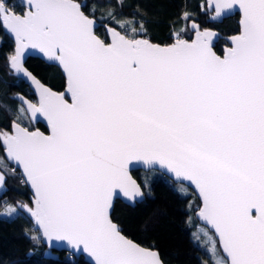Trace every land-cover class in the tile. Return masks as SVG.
<instances>
[{
	"label": "snow or ice",
	"instance_id": "snow-or-ice-1",
	"mask_svg": "<svg viewBox=\"0 0 264 264\" xmlns=\"http://www.w3.org/2000/svg\"><path fill=\"white\" fill-rule=\"evenodd\" d=\"M126 6L93 0L86 14L88 5L75 0H0V27L16 42L8 64L39 94L38 102L17 95L15 108L0 103V117L11 122L0 145L34 192V207H23L43 239H31L47 243L43 255L56 264H74L81 252L90 264H163L112 217L114 197L122 194L130 207L142 201L128 171L142 161L195 186L198 215L227 255L215 264H264V0L199 5L213 21L239 10V33L222 57L213 51L217 34L195 22L171 33L172 43H153L148 21L135 12L124 17ZM105 7L102 38L94 17ZM192 17L184 11L179 19ZM188 31L194 39L184 38ZM29 48L58 63L66 93L28 71ZM41 117L50 135L23 126ZM53 250L68 256L60 261ZM209 251L215 257L214 244Z\"/></svg>",
	"mask_w": 264,
	"mask_h": 264
},
{
	"label": "trees",
	"instance_id": "trees-1",
	"mask_svg": "<svg viewBox=\"0 0 264 264\" xmlns=\"http://www.w3.org/2000/svg\"><path fill=\"white\" fill-rule=\"evenodd\" d=\"M75 1L87 4L88 7L84 10L86 14L90 13L93 0ZM8 2L11 4L13 0ZM15 2L19 4L20 0ZM204 3L205 0H124L125 5L131 6L124 7L122 11L124 17L130 18L135 12L138 13L137 19L143 17L147 20L148 35L155 43H171V33L181 28H190L192 22L199 24L201 29L216 30L220 35L213 48L221 55L223 48L228 45L225 37L239 32V17L235 14L221 22L210 21L200 11L199 5ZM107 11L109 9L105 7L97 11L94 17L99 23L95 29L96 34L102 38L104 20L101 12ZM184 11L193 12L191 21L179 19ZM191 37L192 31L184 35L185 39ZM13 45L4 28L0 27V103L15 108L18 104L14 98L16 94L20 93L32 100L34 95L8 64V57L14 53ZM25 66L50 88L64 90L65 80L58 67L36 57H28ZM23 126L29 127V130L39 128L45 131L43 125L32 124L29 120H24ZM10 127V120L0 117V131L9 130ZM13 168L15 167L6 160L0 145V171L5 174L4 188L0 192V264H56L43 255L49 249L44 244L36 245L31 239L33 236L41 239L27 209L23 207H32V197L19 171L15 168L13 172ZM131 173L141 185L144 199L135 207L115 201L112 217L124 229V234L140 245L156 250L164 264H204L205 253L193 242L191 226L188 224L190 217L193 222H197L194 213L200 205L192 190L181 183L173 182L157 170H133ZM7 205L18 209L11 218L1 214ZM52 256L64 261L68 253L63 250L52 251ZM72 260L74 264H88L81 256L72 257Z\"/></svg>",
	"mask_w": 264,
	"mask_h": 264
},
{
	"label": "water",
	"instance_id": "water-1",
	"mask_svg": "<svg viewBox=\"0 0 264 264\" xmlns=\"http://www.w3.org/2000/svg\"><path fill=\"white\" fill-rule=\"evenodd\" d=\"M75 2H76V1H75ZM77 3H78V2H77ZM235 14H238V17H239V18H238V21H237V22H238V25H239L240 15H239V10H238V8L235 9V10L232 12V14L229 15V16H233V15H235ZM229 16H227V17H229ZM227 17H226V18H227ZM223 19H224V18H220V19L216 20L215 22H221ZM209 20H210V19H209ZM210 21H213V20H210ZM96 22H97V21H96ZM98 24H99V23L97 22V26H98ZM97 26L95 27V29L97 28ZM190 27H191V24H190ZM95 29H94V30H95ZM203 29H209V30H211V31H214V32L217 34L216 37H215L214 40H213V47H214V44H215V42H217L220 33H219L218 31H216V30L211 29V28H203ZM203 29H201V30H203ZM239 29H240V25H239ZM4 31H5V33L8 35V37H10V39L12 40V42H13V44H14V45H13V51H14L15 48H16L15 37H14V35H12V34H10L9 32H7L5 29H4ZM238 33H239V32H238ZM238 33H236V34H238ZM236 34H234V35H236ZM231 36H233V35H230V36H226V37H225V40H226V42H227L228 45H226V46L223 48V52H222V54L220 55L221 57H222L223 54H224V49H225L226 47H230V46H231V42H230V39H229ZM194 38H195V32L192 31V37H191L190 39H194ZM172 42H173V41H172ZM172 42H171V43H172ZM153 43H155V42H153ZM158 44H160V43H158ZM169 44H170V43H169ZM160 45H166V44H160ZM213 51H214V48H213ZM217 55H219V54H217ZM28 57H36V58H39L40 60H42L43 62H45V63H47V64H51V65H54V66L58 67L59 70L61 71L63 77H64V80H65V88H64V90H62V91H56V90L50 88L48 85L42 83V82H41V81H40V80H39V79H38V78H37L32 72H31V73H32V74H33V75H34V76H35V77H36V78H37V79H38V80H39V81H40L45 87L50 88L52 91L57 92V93H66V87H67V85H66V77H65V74H64L63 71H62V68L58 65V63H56V62H54V61H50V60H49L47 57H45L44 54H43L42 52H40L38 49H32V48H29V49H26V50H25V54H24V56H23L24 66H25V61H26V59H27ZM25 67H26V66H25ZM13 71H14L15 75H16L19 79H21V80H22V81H23V82L29 87L30 91H31V92L33 93V95H34V100L29 99L28 97H26V96H24V95H22V94H20V93L16 94L15 97H16L17 95H20V96H23L25 99L30 100V101H32V102H38V100H39V94H38V92H37V90H36V86L33 85L32 82H31L30 80H28L26 77H24L23 74H18V73H16L14 69H13ZM28 71H29V70H28ZM29 72H30V71H29ZM15 97H14V98H15ZM66 98L69 100V102H71V97H70V95H66ZM31 123H32V124L40 123V124L43 125L44 128H45V131H43V130H41V129H39V128L33 129V130H31V131L39 130V131L43 132L45 135H50V134H51V131H50V128H49V126H48V124H47V121L44 120L42 117L39 118L38 121H31ZM4 156H5V153H4ZM5 158H6V156H5ZM6 160H7V158H6ZM7 161H8L9 163H11V164H12V165H13V166L19 171V173H20V175H21V177H22V179H23V181H24L26 187L28 188V190H29V192H30V194H31V197H32V207H34V204H33V200H34V192H33L32 188H31L30 184H28V183L25 182L26 178H25V177L23 176V174H22V169L17 168L14 162L9 161V160H7ZM150 169L157 170V171L161 172L162 174H164L165 176H167L168 178H170L173 182H175V183H181V184L187 186L189 189L192 190V192L194 193V195L196 196V198L198 199V201H199V203H200L198 209H197V210L195 211V213H194V216H195V218H196V220H197V222H198L199 224L205 226L209 231L212 232L214 238H215L216 241H217L218 248H219V250H220L222 256L224 257V259L226 260V259H227V255H226V253L223 252V249H222V247L220 246V243H219V237H218V235L215 233V229L212 228L211 225L207 224L206 221L202 220V219L199 217V215H198L199 209H200V207H202V201H201V199H200V197H199V193H198V191L195 189V186L192 185L189 181H185V180H182V179H178L173 173L169 172L166 168H162L159 164H155V165H146V164H144L142 161H131L130 164H129V169H128V171H129V175L132 177V179L135 180V181L138 183V181L135 179V177L132 175L131 172H132L133 170H143V171H148V170H150ZM138 184H139V183H138ZM139 185H140V184H139ZM141 189H142V188H141ZM142 191H143V190H142ZM143 199H144V196H143L142 200H143ZM116 200H119V201H121V202H123V203H125V204H127V205H130V202H129V201L127 200V198L124 197L122 194H120L118 197H114V203H115ZM28 214H29V216H30V218H31V220H32V222H33L35 228L38 230L39 235H40V238L43 239V237H42V231L39 230V225L36 224L35 219L31 216V214H30L29 212H28ZM128 238H129V237H128ZM129 239H131V238H129ZM133 241H134V240H133ZM134 242H136V241H134ZM136 243H137V242H136ZM43 244L48 248L47 243H43ZM141 246H143V245H141ZM143 247H146V246H143ZM146 248H150V247H146ZM48 249H49V248H48ZM150 249L153 250V251H156V250H154V249H152V248H150ZM53 251L58 252V251H62V250H53ZM156 252H157V251H156ZM79 256L83 257L84 261H85L86 263L90 264V257H88V255H87L86 253H82V252H81V253H78V254H77L76 256H74V257H79ZM163 264H164V263H163Z\"/></svg>",
	"mask_w": 264,
	"mask_h": 264
},
{
	"label": "rangeland",
	"instance_id": "rangeland-1",
	"mask_svg": "<svg viewBox=\"0 0 264 264\" xmlns=\"http://www.w3.org/2000/svg\"><path fill=\"white\" fill-rule=\"evenodd\" d=\"M3 188H4V185H0V192L3 190ZM8 207L15 208L16 212L9 215L8 211H7ZM17 212H18V209L15 206L7 205L2 210L1 214H2V216L6 217V218H11ZM188 224L191 226V238H192L193 242L205 253L204 264H215L216 259L225 260L224 257L222 256L221 252H219L217 241L214 238L211 231H209L205 226H203V225H201L195 221L193 222L191 217L189 218ZM213 244L215 245V248H216L215 257H213L209 251V249L213 246Z\"/></svg>",
	"mask_w": 264,
	"mask_h": 264
}]
</instances>
